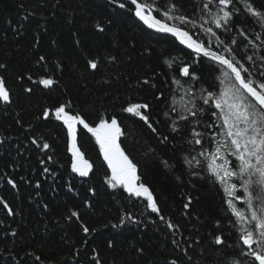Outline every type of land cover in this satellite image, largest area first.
<instances>
[{"label": "trees", "instance_id": "1", "mask_svg": "<svg viewBox=\"0 0 264 264\" xmlns=\"http://www.w3.org/2000/svg\"><path fill=\"white\" fill-rule=\"evenodd\" d=\"M139 2L152 4L158 19L177 24L206 46L211 40L212 50L234 57L264 82V26L242 0L228 5L233 16L222 28L211 22L219 0L209 5L210 12L203 10L206 0ZM250 2L264 11V0ZM173 3L177 10L170 15H184L195 26L163 16ZM134 10L126 0H0V77L10 95L7 103L0 100V264H258L242 255L248 249L230 223L235 217L227 210L222 186L207 178L203 164L190 168L184 162L193 156L206 162L198 154L215 150L222 121L212 113L219 110L204 105L200 96L219 94L227 84L226 69L170 35L151 31ZM208 27L216 36L204 32ZM217 37L224 43L218 45ZM88 61L98 67L92 69ZM185 65L197 80L182 75ZM48 78L54 83L45 87L40 80ZM193 98L197 115L180 119L188 115L185 105L191 107ZM136 103L149 105L141 111L152 127L124 111ZM62 104L92 126L101 117L117 119L120 146L136 164L139 182L156 197L160 214L147 209L143 198L108 185L109 168L82 125L77 126V147L93 168L86 177L72 171L67 128L55 118ZM193 132L202 134L200 145ZM44 143L50 147L44 149ZM216 236L224 243L215 244Z\"/></svg>", "mask_w": 264, "mask_h": 264}, {"label": "snow or ice", "instance_id": "2", "mask_svg": "<svg viewBox=\"0 0 264 264\" xmlns=\"http://www.w3.org/2000/svg\"><path fill=\"white\" fill-rule=\"evenodd\" d=\"M242 2L245 4L247 12L258 18L264 26V11L256 9L250 0H242ZM130 3L135 7L134 15L148 28L172 34L197 56L209 58L226 69L223 76L226 78L227 84L219 94L207 91L200 96L204 105H214L215 109L219 110V113H212L213 116L219 115V119L222 121L221 130L216 134V136H219V140L215 144V150L211 152L205 150L198 154L201 157H206V162H202L196 156L191 159L185 158L184 162L190 168L193 163L196 167H201L203 164L206 172L210 174V177L207 178L222 186L227 210L235 217V221H230V223H233V227L238 231L239 241L248 249L247 252L242 251V255L252 257L258 264H264V82L254 79L248 68L243 67V65L238 66V62L235 61L234 57L229 58L212 50L211 40L208 41L206 46L204 42L194 39L189 31L177 24L170 25L158 19L152 14L154 10L152 4L141 3L139 0H130ZM211 3H213V0H206L203 4V10L210 12L209 5ZM232 3L233 0H219V11L211 19V22L217 28L226 27L230 24L233 11L227 9L228 5ZM119 7L123 9L125 4L121 3ZM176 10L177 5L173 3L168 10L163 12V16L179 21L180 24L191 22L195 26V22L189 21L184 15H170ZM234 11H239V9H234ZM97 27L100 28V31L104 30L99 25ZM203 30L211 36H216L211 27ZM223 43L217 37V44ZM232 43L235 44L236 41L232 40ZM224 51L230 53L232 49L225 45ZM40 59L43 60L44 58L41 57ZM247 59L251 60L252 57L249 56ZM261 59H264V57ZM88 63L92 69L98 67L95 61H88ZM2 67L4 65H0V68ZM180 71L185 77H190L192 80L198 79L195 72L190 71L188 65H185ZM244 73L248 75L245 76ZM260 75L264 76V72H261ZM232 78H234V82H232ZM174 82L180 84L179 80H174ZM220 82L222 85L226 83L225 80ZM40 83L45 87H49L53 85L54 81L48 78L40 80ZM26 91L30 92L31 89H26ZM187 91L190 93L191 88ZM201 91L204 92V90ZM0 100L5 103L10 100L9 90L6 88L2 77H0ZM189 103L191 107L185 105L188 115L180 116L182 120H187L188 116L195 117L197 115L195 98L190 100ZM67 107L64 104L56 107L55 118L62 121L67 128V134L71 142L69 151L72 153V171L86 177L93 168L92 164L84 158V154L77 147V126L82 125L95 137L103 159L107 162L108 168L111 169V176L106 177L108 185L113 189L122 187L130 196L143 198L146 201L147 209H150L152 213L160 214L161 209L156 197L147 185L139 182L140 178L137 175L136 164L129 159L118 142L123 133L117 119L115 117L110 119L101 117L99 122L92 126L79 113L71 114L66 110ZM148 108L147 103H136L130 104L124 111L140 117L145 123H149V117L141 111ZM198 111L203 113L205 109L201 107ZM50 114L48 109L43 112L44 118H48ZM211 126L209 125V127ZM149 127H152L150 123ZM152 130L156 131L155 128H152ZM172 131H178L175 123L172 125ZM201 135L199 132H193V136L197 137L194 139L196 145L201 144V139L198 138ZM33 142L35 143V141ZM49 147L48 143L43 144L44 149ZM231 158H234V160ZM44 171H48V169L45 168ZM191 174L199 175L195 171ZM177 179L179 180L180 177H177ZM8 183L15 187L12 180H9ZM236 201H241L246 205V208L238 207ZM188 206V204H185L184 207L187 208ZM4 207L8 208L9 214L12 213V209L8 207L7 203L4 204ZM77 215L76 212L72 213V216ZM128 218H132L131 214H128ZM159 218L162 221L165 220L163 215H160ZM166 222L169 228L176 227L170 221ZM120 223H124V218L121 219ZM83 231L88 233L89 229L84 227ZM214 242L217 245L224 243L221 236H216ZM109 244L111 245V241H109ZM36 259L39 260L40 258L36 257ZM171 264H177V261L173 260ZM234 264H239V262L236 261Z\"/></svg>", "mask_w": 264, "mask_h": 264}, {"label": "water", "instance_id": "3", "mask_svg": "<svg viewBox=\"0 0 264 264\" xmlns=\"http://www.w3.org/2000/svg\"><path fill=\"white\" fill-rule=\"evenodd\" d=\"M126 1H128V2H130V0H126ZM135 8V7H134ZM152 14L154 15V13L152 12ZM138 18V17H137ZM138 20H139V18H138ZM140 21V20H139ZM142 22V21H141ZM143 23V22H142ZM144 24V23H143ZM145 25V24H144ZM146 27H147V25H145ZM148 28V27H147ZM148 29H150V28H148ZM151 31H153V32H156V33H160V34H166V35H170L171 37H173V38H175L179 43H180V41H179V39H177L176 37H174L172 34H170V33H162V32H158V31H156L155 29H150ZM181 44V43H180ZM182 46H184L185 48H187V46L186 45H184V44H181ZM188 50H190L191 52H193L191 49H189V48H187ZM194 53V52H193ZM206 58V57H205ZM207 59H209V58H207ZM210 60V59H209ZM224 67V66H223Z\"/></svg>", "mask_w": 264, "mask_h": 264}]
</instances>
